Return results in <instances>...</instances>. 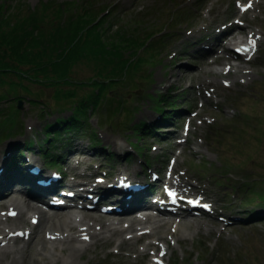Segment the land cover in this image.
Masks as SVG:
<instances>
[{
    "label": "rangeland",
    "instance_id": "374dc122",
    "mask_svg": "<svg viewBox=\"0 0 264 264\" xmlns=\"http://www.w3.org/2000/svg\"><path fill=\"white\" fill-rule=\"evenodd\" d=\"M44 1L46 0H13L8 12L12 13L10 26L23 20L26 17V11L35 6L40 7ZM80 1L50 0L48 4L53 11L38 13L41 14L43 25H48L51 22L59 23L58 16H55L59 6L56 4L62 3L64 12L61 15V21L71 22V25L81 24L83 32L92 36L94 23L88 24L89 22L87 23L85 19L83 21L76 18L78 13H84V10L77 5L81 3ZM17 4L19 6H16ZM87 4L91 5L90 12H87L90 18L94 17L98 10L109 6L107 17L97 25L98 28L106 29V35L105 43H97L98 48L96 49L106 53L102 54L101 58L91 53L77 60L69 72L73 78L71 86L62 83L56 88L31 82L28 84L29 92H22L23 97H20L19 100H11L12 104L21 102V107L18 109L23 119V131L19 135L14 134L8 139L0 140V155H8L15 148L12 143L20 140L32 138L40 144L46 145L42 141L45 124L55 121L57 116L67 117L71 114L70 99L62 98L63 95L65 96L68 91L71 92L74 89L79 97L85 98V94L92 96L96 92L95 98H98L99 88L87 82L104 79L105 77L102 75H108L111 78L114 76L112 75L114 72L122 71V77H119V82L115 86L116 90L112 93L107 92L114 96L111 97L112 100L106 99V96L100 98L102 100L98 108L89 106V110H91L88 113L89 127L96 132L100 145L91 148L87 134L79 133V137H73L74 133L72 135L70 133L62 134L61 137L71 139L73 147L84 151L74 154L65 151L66 155L62 162L63 166L70 163L74 171L77 170V165L82 167L91 164L94 169H97V166L101 164L103 169L112 170L113 173L130 174L134 164L138 167L141 163V159L136 156L135 150L130 145L136 141L135 136L130 132L131 124L138 121L152 124L160 120L159 112L153 108L152 96L158 97L167 94L171 96L169 100L176 97L175 104L180 108L192 109L195 107L193 94L195 90L192 89V86L194 87L196 82L208 78L210 86H206V88L209 92L214 88L215 94L209 99L210 116L204 118L209 122V120L213 121L218 117L217 123L224 133L220 138L210 141L204 136L193 135L184 149L188 148L189 152H186V155H190L188 160L192 164L205 166L209 174L214 175V178H199L191 170H187L183 179H189L190 184L197 188L198 193L205 194L209 200L213 201L218 214L227 217L232 215V218L236 219L231 221L232 224L224 225V221L216 223L211 217H195L197 220H201L200 230L197 232L195 226L185 228L183 232L179 233L183 237L180 238L179 243H176V247L173 245L172 239L169 238L167 242L173 246L166 254L167 261L169 264H264V221L255 222L252 219V223L247 224L251 221L248 218V213L255 212L264 216V199L260 201L256 194L250 193L252 186L258 191L259 186L264 189V18L260 20L264 14L258 13L256 9L246 15L249 21H252L254 13L259 16L253 25V28L261 33L260 46L255 61L243 65L246 69L245 72L228 76L220 75L215 80L213 75L205 74L203 70H199L198 67L203 68V62L209 63L210 58L202 60L199 57H194L198 54L196 50L198 45L196 46L194 41L201 38L206 30L211 29L214 22L227 20L226 17L233 16L231 14V16L219 19L215 17L216 11L220 8L221 16H224L223 12L228 6L227 0L222 3L219 0H91ZM261 6L262 4L259 7ZM208 7H211L209 12H207ZM234 12L233 8L232 13ZM179 15L184 17L178 19ZM168 23L169 25L158 36H152L153 39L160 37L166 39L164 47L155 57H152L151 53L155 51L149 49L144 40L148 34H157L159 29ZM176 23L180 25H176ZM7 28L9 29V27ZM100 30L101 28H99V32ZM245 36H243L244 39ZM159 43L160 40L153 42V45L156 46ZM140 44H144L139 53L137 52L143 58L139 63L140 68L135 70L125 68L121 58L123 56L122 49L125 47L124 51L128 53L130 48L134 51ZM126 53L125 55H127ZM230 61L233 60L230 59ZM222 64H224V59H219L206 68L221 69ZM191 65L193 67H190ZM116 79L118 78L116 77ZM225 81H228L229 86L224 84ZM232 92L237 93L238 100H227L228 94ZM117 96L123 97L125 106L130 108L137 106L138 108L130 124L124 121V111L114 118L115 122H112V125L110 121L102 120L105 115H108L109 109L117 105ZM30 97L41 101L38 105H31L28 101ZM72 101L74 102L75 99ZM218 103H223L221 110L216 108ZM191 105H193L192 108ZM166 112L170 111L166 110ZM198 121L196 119L194 122ZM101 122L102 126H100ZM176 123H179V118ZM196 132L203 133L204 127L200 126ZM61 137L57 140V145H61ZM138 145L144 146L143 151L138 150L137 147L135 149L139 156L147 159L151 166L149 170L157 168L158 162L164 158L166 151H174V146L170 142L165 143L160 139L145 138L138 141ZM8 149L9 151H7ZM52 151L58 153L60 149L53 148ZM128 151H132L135 156H132L131 161L124 162L122 155ZM77 154L83 155L76 157ZM104 154H113L116 162L113 169L110 167L113 157L104 159ZM24 155L29 156L35 162H43L37 152L25 150ZM118 156L122 159L117 160ZM1 159L2 157L0 162ZM153 162L154 164H152ZM176 163L179 165V172H183L185 162H183L182 155H178ZM215 177L220 180L215 181ZM147 178H149L148 172ZM68 182L73 183L74 181L69 179ZM252 193H256V190L253 189ZM242 196L249 197L251 202L241 203ZM227 205L231 211L225 208ZM240 218H244L245 223L240 224L238 221H244L239 220ZM205 226L209 227L210 231H206ZM117 241L115 238L113 242L90 246L75 258L68 256L66 251V253L57 251L59 259L55 264L149 263L148 257L140 254L143 241L137 242L132 248H128L131 245L129 241L125 242L123 246H117ZM197 246L202 247L200 251L204 258L199 254ZM113 248L119 250V253L112 254ZM124 251L131 253L125 254ZM175 254L183 258L182 261L173 260Z\"/></svg>",
    "mask_w": 264,
    "mask_h": 264
},
{
    "label": "trees",
    "instance_id": "16d2710c",
    "mask_svg": "<svg viewBox=\"0 0 264 264\" xmlns=\"http://www.w3.org/2000/svg\"><path fill=\"white\" fill-rule=\"evenodd\" d=\"M12 1L0 0V140L20 131L22 127V121L19 118L20 111L16 104L11 103V100L23 97L22 92H29V83L35 82L41 86L50 85L56 88L62 83L69 85V72H71V67L77 60L91 53L101 58L103 57L102 54L106 53L103 50L96 49L98 48L97 43H105L101 37L102 34L100 35L99 32V28L102 29V27L98 28L97 24L94 23L93 35L88 36L83 32L81 24L71 25V22L61 21V15L64 12L62 3L56 4L59 5L57 8L58 13L55 15L58 16V24L51 22L48 25H43L40 16L42 12L53 11L48 4L50 0H46L42 3L44 6L41 4L40 7H29L30 10L26 11V17L10 26L12 13L8 12ZM87 1L84 0L82 4L87 3ZM85 5L83 8L84 13H78L76 18L83 21L85 19L87 23L89 22L88 24H92L93 21H96V14L94 17H88L87 12H90L89 6L91 5ZM99 23L102 22L99 21ZM142 46L144 44L137 46L134 51L130 48L128 53L124 51L125 47L122 49L123 56L121 58L124 61L125 68L134 70L140 68L139 63L143 58L137 54V50ZM113 75L106 80L94 79L89 83L99 88L98 98L103 96L108 88L109 91H113L118 72H114ZM71 91V93L68 92V96H74L75 90ZM95 99H93V102H95ZM29 102L34 105L40 103L35 97H31ZM88 102L82 98L73 106L71 116L67 118L60 117L45 124V137L43 140L49 144H54L55 135H59L61 131L73 130L84 124L85 120L83 121V119L87 114ZM137 127L138 125H136ZM91 136L92 139H96L93 132ZM33 145L32 141L24 142L26 147ZM263 197L264 192L259 193V198L263 200Z\"/></svg>",
    "mask_w": 264,
    "mask_h": 264
},
{
    "label": "bare ground",
    "instance_id": "6f19581e",
    "mask_svg": "<svg viewBox=\"0 0 264 264\" xmlns=\"http://www.w3.org/2000/svg\"><path fill=\"white\" fill-rule=\"evenodd\" d=\"M233 20V19H232ZM236 21L233 20L230 25H236ZM236 28L240 29V25ZM258 31L254 33V35H257ZM256 35L254 37H256ZM234 40H237L234 37ZM223 44V43H222ZM221 44V45H222ZM228 44V43H227ZM229 64V63H228ZM224 64L223 68L228 65ZM230 71L235 73L243 72L245 70V67L240 64H234L230 63ZM205 72H212L214 74L219 75L223 72V70L220 69H204ZM229 71V72H230ZM13 192V191H12ZM11 194V193H10ZM6 201L9 202V204L12 206L17 201L18 194L16 191L13 195H7ZM27 209L32 211L33 214L29 216V219L34 216L35 213H38L40 216V222L44 223L47 227L43 229L44 235L46 233L49 234H57L61 233V237L57 241H53L54 244L52 246H49V243L52 242L50 239L40 237L38 235H35L31 242H24L20 246L16 248H12L11 245L9 247H3L0 249V264H27L29 262L34 264H55V262L59 259V254L56 252L59 251L61 253L68 252V256L70 255L72 258H75L80 253H82L83 249L80 245L76 244V241L82 240L80 238L82 236V231L86 234L84 229H80L79 226L88 225L87 230H91L94 228V222L93 221H99V223L95 224H101V227L104 226L110 231V237L105 238L104 230L103 231H95L91 230L92 237L96 239H105V240H111L112 236L121 235L122 232L128 231L132 232L134 230H143L145 228H148L149 226H143L136 228V224H142L145 222H152L154 225L151 226L150 229L145 230L143 232V235H158V237L163 238L165 236V232L169 231L172 233L175 228H173L172 223H168V221L161 223L160 219H154L153 216L146 214V215H139L134 216L129 219L124 220H109V219H103L102 216L98 214H85L83 215L80 222H76L71 214L68 213H54V214H47L45 213L39 206H34L31 204H27ZM144 214V213H142ZM14 222H19L22 224H25L26 217L23 212L19 213V215L12 219ZM9 219L2 220L0 218V224H4ZM121 221H126L127 223H123L121 225ZM40 222L38 225H40ZM13 222H7V225H12ZM117 224H120V226H115ZM188 223H183L180 228L184 229L188 226ZM153 231H152V230ZM164 229V230H163ZM4 228L0 227V233ZM163 230V231H162ZM178 232V229H176ZM176 231L174 233H176ZM8 232H6L7 234ZM173 233V234H174ZM51 236V235H49ZM136 237H139L136 235ZM159 239V238H156ZM125 240L122 238L121 243L119 245H122V243ZM34 242V243H33ZM30 243V244H29ZM29 245L31 247H29ZM163 250H166V247H163ZM65 252V253H66Z\"/></svg>",
    "mask_w": 264,
    "mask_h": 264
},
{
    "label": "snow or ice",
    "instance_id": "6c2138e0",
    "mask_svg": "<svg viewBox=\"0 0 264 264\" xmlns=\"http://www.w3.org/2000/svg\"><path fill=\"white\" fill-rule=\"evenodd\" d=\"M169 195L175 197L176 193L174 191H169ZM193 203H195V201ZM204 207H209V206L204 205ZM12 214L14 215L15 213H12ZM85 239H87V237H85Z\"/></svg>",
    "mask_w": 264,
    "mask_h": 264
},
{
    "label": "water",
    "instance_id": "95a60500",
    "mask_svg": "<svg viewBox=\"0 0 264 264\" xmlns=\"http://www.w3.org/2000/svg\"><path fill=\"white\" fill-rule=\"evenodd\" d=\"M19 106H21V104H19Z\"/></svg>",
    "mask_w": 264,
    "mask_h": 264
}]
</instances>
